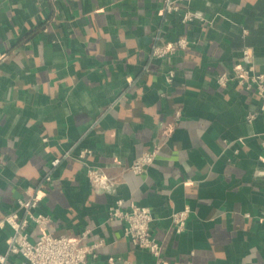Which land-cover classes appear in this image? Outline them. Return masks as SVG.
<instances>
[{
    "label": "crops",
    "instance_id": "0c3cea01",
    "mask_svg": "<svg viewBox=\"0 0 264 264\" xmlns=\"http://www.w3.org/2000/svg\"><path fill=\"white\" fill-rule=\"evenodd\" d=\"M173 1L167 12L163 0H0V221L38 190L49 222L29 223L30 241L88 231L105 244L96 264H154L108 220L121 200L150 209L161 264H264V114L252 91L215 81L244 66V49L264 74V0ZM187 11L198 18L182 23ZM180 37L189 47L151 57ZM84 149L109 190L72 159ZM184 209L177 234L170 215ZM10 235L0 228V254Z\"/></svg>",
    "mask_w": 264,
    "mask_h": 264
},
{
    "label": "built area",
    "instance_id": "2783aa9c",
    "mask_svg": "<svg viewBox=\"0 0 264 264\" xmlns=\"http://www.w3.org/2000/svg\"><path fill=\"white\" fill-rule=\"evenodd\" d=\"M167 12L177 11V6L173 0H163ZM198 18L193 13L187 11L181 15L182 23H189ZM190 42L185 37H180L175 42L162 45H155L151 49V57L164 59L189 47ZM251 53L244 49L241 53L242 67H234L230 73H222L216 76V84L225 87L234 84L245 91H252L260 102L259 112L264 114V74L256 73L251 64ZM173 73L166 76V81L171 82ZM254 115H247L246 120L251 121ZM90 151L84 149L79 151L73 160L83 169L85 177L91 188L96 192L107 191L113 187L114 183L98 168L86 163V158ZM68 157V156H67ZM156 157V152L144 153L133 161L130 171L133 174H141L151 165ZM64 158V157H63ZM66 158V155H65ZM61 158L51 161V169L57 167ZM45 182L51 180L47 174L43 177ZM43 193L38 190L25 200L17 202V210L6 215L0 221V228L8 226L11 235L7 238V249L0 254V264H96L98 255L105 248L102 240L86 242L88 231H84L79 236H52L48 233L42 234L34 241L29 240L27 226L29 223L35 224L41 230L49 222L45 215L36 214L35 209L42 200ZM18 210L23 211V216L18 215ZM188 209L173 212L170 215L174 231L180 234L184 231L188 219ZM107 217L109 221H120L124 224L123 235L134 247L146 252L154 259V264H161L160 247L151 234V224L154 220L149 208L131 205L129 209H123V202L116 200L108 208ZM18 260V262H14ZM104 264H143L133 262L119 257H108Z\"/></svg>",
    "mask_w": 264,
    "mask_h": 264
}]
</instances>
